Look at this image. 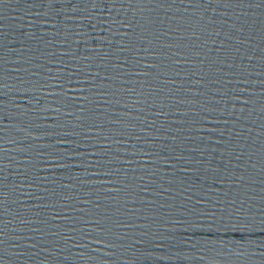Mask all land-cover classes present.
Instances as JSON below:
<instances>
[{
  "label": "water",
  "instance_id": "1",
  "mask_svg": "<svg viewBox=\"0 0 264 264\" xmlns=\"http://www.w3.org/2000/svg\"><path fill=\"white\" fill-rule=\"evenodd\" d=\"M0 264H264V0H0Z\"/></svg>",
  "mask_w": 264,
  "mask_h": 264
}]
</instances>
